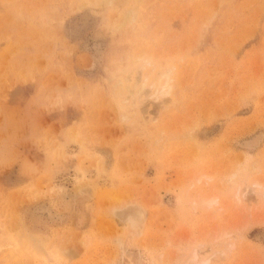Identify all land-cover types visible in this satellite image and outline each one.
Listing matches in <instances>:
<instances>
[{"label": "rangeland", "instance_id": "rangeland-1", "mask_svg": "<svg viewBox=\"0 0 264 264\" xmlns=\"http://www.w3.org/2000/svg\"><path fill=\"white\" fill-rule=\"evenodd\" d=\"M0 264H264V0H0Z\"/></svg>", "mask_w": 264, "mask_h": 264}, {"label": "bare ground", "instance_id": "bare-ground-1", "mask_svg": "<svg viewBox=\"0 0 264 264\" xmlns=\"http://www.w3.org/2000/svg\"><path fill=\"white\" fill-rule=\"evenodd\" d=\"M139 58H142V56L138 57L137 59ZM148 63L151 64V62ZM153 70L154 69H152V71ZM151 86H153V88L156 89L155 91H158L161 95H166L167 91L165 92L164 89H168L170 87L169 76L167 74H161L159 75V77L157 76L156 80L153 79ZM206 178L205 179L207 181L213 179L212 176H206ZM199 181H201V177H199ZM207 181L205 185L208 184ZM208 194L206 196H203L201 204L212 206L213 204L217 203V199L213 197L211 193L209 195ZM65 198L70 199L69 202L67 201L70 205H82L80 207L79 219L81 222L86 221V203L90 200H95L98 213L105 212V215L107 217V220H105V226L107 225L109 229L113 231H115L118 226L122 227V229H127L126 237H129L135 241L143 239L148 229L152 225H155L158 219V215L156 214L157 212L152 210L148 211L147 203L145 204L140 200H136L124 192H100L94 185L88 184L87 182L80 184L76 188V190H74V192L66 194L64 196V200ZM70 205H68L69 207L66 206L68 210L71 207Z\"/></svg>", "mask_w": 264, "mask_h": 264}]
</instances>
